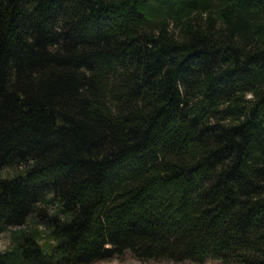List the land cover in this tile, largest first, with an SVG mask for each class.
<instances>
[{
  "label": "trees",
  "instance_id": "16d2710c",
  "mask_svg": "<svg viewBox=\"0 0 264 264\" xmlns=\"http://www.w3.org/2000/svg\"><path fill=\"white\" fill-rule=\"evenodd\" d=\"M0 264H264V0H0Z\"/></svg>",
  "mask_w": 264,
  "mask_h": 264
},
{
  "label": "rangeland",
  "instance_id": "374dc122",
  "mask_svg": "<svg viewBox=\"0 0 264 264\" xmlns=\"http://www.w3.org/2000/svg\"><path fill=\"white\" fill-rule=\"evenodd\" d=\"M22 166L6 167L0 170V176L11 177L17 172L21 171ZM38 212L32 213L26 225L22 227H8L0 234V252L10 251L14 248L17 240L19 239L20 229L26 228H38L41 231H45V221L47 216L54 213L57 210V203L52 197L48 195L43 203L38 206ZM93 264H198L191 261H184L175 263L171 261H144L137 259L130 252L125 251L121 256L112 258L110 260L98 261ZM204 264H223L218 260H209Z\"/></svg>",
  "mask_w": 264,
  "mask_h": 264
}]
</instances>
